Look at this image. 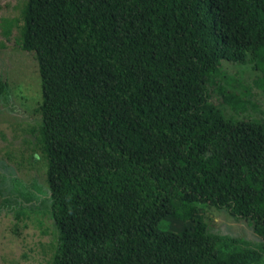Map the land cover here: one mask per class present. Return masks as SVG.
Returning a JSON list of instances; mask_svg holds the SVG:
<instances>
[{
    "label": "trees",
    "instance_id": "trees-1",
    "mask_svg": "<svg viewBox=\"0 0 264 264\" xmlns=\"http://www.w3.org/2000/svg\"><path fill=\"white\" fill-rule=\"evenodd\" d=\"M21 20L41 78L50 264H264V120L211 102L218 90L246 109L220 85L224 62L254 63L264 87V0H25ZM199 204L262 241L212 232Z\"/></svg>",
    "mask_w": 264,
    "mask_h": 264
},
{
    "label": "rangeland",
    "instance_id": "rangeland-1",
    "mask_svg": "<svg viewBox=\"0 0 264 264\" xmlns=\"http://www.w3.org/2000/svg\"><path fill=\"white\" fill-rule=\"evenodd\" d=\"M24 3L25 0H0V80L8 83V91L0 94V264H50L56 230L44 210L43 199L49 198L46 160L36 146L41 123V78L34 54L19 49V32L14 25L22 24ZM8 21L13 23L9 36ZM222 74L220 85L242 95L247 101L246 109L234 110L218 90L212 91L211 102L227 116L264 120V87L255 85L263 75L254 63L224 62ZM29 195L35 196L34 201H25ZM7 201L10 206H5ZM16 202H24L26 214L14 210ZM198 207L212 232L254 243L262 241L246 222L232 218L226 210L204 204ZM172 227L180 225L173 223Z\"/></svg>",
    "mask_w": 264,
    "mask_h": 264
}]
</instances>
